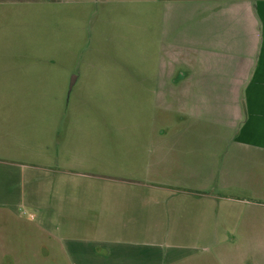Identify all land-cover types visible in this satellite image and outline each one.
Listing matches in <instances>:
<instances>
[{
  "label": "crops",
  "instance_id": "1",
  "mask_svg": "<svg viewBox=\"0 0 264 264\" xmlns=\"http://www.w3.org/2000/svg\"><path fill=\"white\" fill-rule=\"evenodd\" d=\"M38 1L0 0V22L9 7ZM144 2L162 52L151 88L161 124L173 117L175 129L137 148L65 145L56 154L25 147L12 133L22 116L0 113V264H264L257 231L240 246L227 241L224 232H236L228 227L167 231L177 214L161 210L168 198L210 201L216 183L262 193L264 0ZM87 137L77 134L81 144ZM177 232L211 241L163 240Z\"/></svg>",
  "mask_w": 264,
  "mask_h": 264
},
{
  "label": "rangeland",
  "instance_id": "2",
  "mask_svg": "<svg viewBox=\"0 0 264 264\" xmlns=\"http://www.w3.org/2000/svg\"><path fill=\"white\" fill-rule=\"evenodd\" d=\"M38 3L9 7L8 20L0 22V113L22 116L21 128L12 133L25 147L49 146L45 150L56 154L65 145L137 148L148 144L155 130L175 129L173 117L161 124L151 88L159 80L162 52L158 22L145 29L148 2ZM148 15L154 18L153 12ZM83 131L88 137L81 144L77 134ZM232 183L210 186V201L165 199L161 210L177 214L175 223L167 218V231L192 224L228 227L236 232H224L227 241L239 246L257 231L264 262V183L258 196ZM32 214L34 219L26 214L30 222L37 217ZM164 235V241H211L184 232Z\"/></svg>",
  "mask_w": 264,
  "mask_h": 264
},
{
  "label": "built area",
  "instance_id": "3",
  "mask_svg": "<svg viewBox=\"0 0 264 264\" xmlns=\"http://www.w3.org/2000/svg\"><path fill=\"white\" fill-rule=\"evenodd\" d=\"M30 217H31L32 219H34L35 215H34V214H31Z\"/></svg>",
  "mask_w": 264,
  "mask_h": 264
},
{
  "label": "water",
  "instance_id": "4",
  "mask_svg": "<svg viewBox=\"0 0 264 264\" xmlns=\"http://www.w3.org/2000/svg\"><path fill=\"white\" fill-rule=\"evenodd\" d=\"M73 85H71L70 89H72Z\"/></svg>",
  "mask_w": 264,
  "mask_h": 264
}]
</instances>
